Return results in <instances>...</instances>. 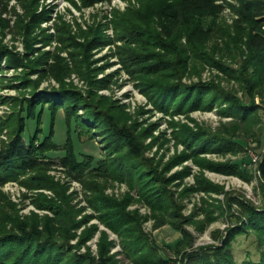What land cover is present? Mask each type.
<instances>
[{
  "label": "trees",
  "instance_id": "obj_1",
  "mask_svg": "<svg viewBox=\"0 0 264 264\" xmlns=\"http://www.w3.org/2000/svg\"><path fill=\"white\" fill-rule=\"evenodd\" d=\"M19 1L30 19L25 21V18L19 17L11 31L25 37L26 61L9 50L0 38V71L3 59L8 67L26 68L15 77L19 81L15 87L24 88L22 96L13 99L11 115L0 117V135L4 129L8 132V140L0 139V186L29 174L20 180L21 183L29 188L53 189L59 200L40 194L35 200L36 205L50 210L53 217L32 214L21 218L15 205L0 190V264H117L110 254L113 242L108 240L105 231L100 233L95 255L86 246L98 230L96 224L86 225L94 217L121 237L125 255L131 259V264H168L170 261L162 256L159 246L144 232L139 214L127 211L132 196L128 194L122 200L112 198L104 194L103 186L95 178H112L126 182L130 189L137 188L139 201L152 210L154 230L167 224L180 230L183 236L174 249L182 254L181 264H264V153L257 167L260 204L237 199L239 211L236 214L230 212L236 224L228 229L221 246L209 245L185 251V247L193 241L185 223L192 221L198 225L200 222L183 216L182 205L170 185L176 179H183L189 169L185 167L170 176L166 175L171 167L190 158L202 168L250 180L252 174L243 168V164L251 162V159L246 160L249 156L240 163H217L201 155L235 152L243 146L242 142L235 140L241 137L238 131L246 125L247 131L253 129L251 121L260 108L251 97L258 88L264 87V0H234L236 4L228 0H138V8L113 13L115 36L124 41L116 50L122 67L137 81V86L156 109L186 112L196 108L211 109L214 104L226 103L221 113L239 119L228 127L229 136L202 127L193 130L187 125L173 123L174 127H178L173 137L176 143L184 144V150L162 169L145 155L148 146L143 139L152 134L155 124L139 130L137 122L127 123L123 106L94 91L107 86L111 78L110 75L98 79L97 74L103 67L95 66L96 60L92 59L94 49L109 43L101 26H90L88 30L79 27L75 33L71 25L62 20L55 26V38L68 49L73 70L89 83L90 90L83 95L64 82L65 75L72 70L64 58L57 56L55 64L47 66L48 52L39 56L33 54L37 41L47 44L52 38L44 28L36 32L39 23L48 18L50 10L37 13L38 0ZM105 1L81 0L83 6L89 7ZM8 5L9 0H0L2 36L7 28L9 31L11 28L10 20L4 16L12 12ZM227 7H231L237 15L232 28L221 19V13ZM30 53L31 57L28 56ZM189 63H192L196 73L206 64L217 66L229 79L239 82L246 98L240 99L233 91L225 90L216 82H182L181 76L187 71ZM33 73H39L37 80L30 78ZM46 77H53L60 87L39 90L41 80ZM80 106L84 108L83 114L78 112ZM46 109L50 113V123L45 131L42 116ZM61 109L67 127L63 145L65 154L61 159L70 174L92 191L88 200L96 211L95 215L84 214L77 218L84 208H75L70 202L71 197L52 184L45 174L48 161L43 158L50 157L48 153L59 149L54 140V122ZM30 120L35 121V127L27 137L24 134ZM74 131H77L78 138L85 131L88 141L94 139L95 132L102 137L106 154L97 160L96 166L92 155L78 159L72 136ZM167 141L163 138L161 143ZM197 183L198 188L205 191L219 189L203 175L197 177ZM192 189L185 188L181 195ZM231 200L236 198L230 199L232 205ZM223 207L220 206L222 211ZM82 226L84 229L77 235L76 229ZM242 233L255 235L257 258H250V254L241 261L234 258L231 242ZM76 237L77 242L72 243L71 240ZM82 247H85V252H81Z\"/></svg>",
  "mask_w": 264,
  "mask_h": 264
},
{
  "label": "rangeland",
  "instance_id": "obj_2",
  "mask_svg": "<svg viewBox=\"0 0 264 264\" xmlns=\"http://www.w3.org/2000/svg\"><path fill=\"white\" fill-rule=\"evenodd\" d=\"M31 1V0H27ZM232 4H236L234 0H228ZM140 3L138 0H106L105 2L95 4L93 6H83L81 0H38L36 5V12H43L45 9L50 10L48 18L43 19L39 23V28L36 32H40L41 28L45 29L47 34L51 35V40L47 44L40 41L34 44L36 51L34 56H39L42 52H48L47 66L55 62L56 57H62L67 62L70 69L64 77L66 85L73 89L79 90L83 95L88 94L90 90L89 83L79 73L73 70V62L69 58V51L64 48L61 43L57 41L56 24L59 20L71 25L72 31L75 33L80 27L83 30H88L89 27L101 26L103 33L109 43L102 47H98L92 51V59L96 60L95 66L103 67L97 74L98 79H104L111 75L110 81L107 86L95 88L94 91L103 98L113 100L116 104L123 106L124 112L127 114V123L133 124L137 122V128H149L152 124L155 127L152 129V134L143 139L147 149L145 155L152 158L162 169L164 165L169 162L176 154L184 150L183 143H176L173 137L175 130L172 124H184L197 130L202 127L214 133H221L224 136H229L227 131L230 124L239 121L238 118L230 115L223 114L221 110L226 107V103L214 104L211 109L196 108L186 112H163L156 109L150 100L137 86V81L123 69L119 57L116 53L117 46H121L124 41L117 39L113 27V13L115 11L125 12L129 8H138ZM8 8L12 10L11 13L5 14L10 21L9 28L6 29L2 36L0 29V38L2 43L7 46L9 50L17 56L24 58L26 61L25 37L22 34L12 32L15 22L19 17L25 18V21L30 19V16L25 11L23 3L19 0H9ZM237 18L236 13L231 7H227L221 13V19L228 24L231 28L233 21ZM61 22V21H60ZM45 33V34H46ZM62 48V49H61ZM29 57L32 53L28 54ZM55 64V63H54ZM46 66V67H47ZM45 67V66H44ZM0 71V117L6 118L13 112V99L22 96L24 88L15 87L19 81L15 78L21 74L26 68L23 66L14 68L8 67L5 59L1 62ZM50 76V75H49ZM30 78L37 80L39 73H33ZM17 80V81H16ZM182 82L192 84L197 82H216L219 83L225 90L233 91L240 99H245L246 96L240 87L239 82L235 79H229L227 75L215 65L206 64L199 73L193 70L192 63H189L187 71L181 76ZM60 83L53 77H46L41 80L39 90L59 88ZM27 92V91H25ZM251 99L260 108L255 119L251 122L252 130H248L247 125L243 124V129L238 131V138L235 140L243 143L242 147H238L237 151L221 152H208L203 153L201 156L217 163L240 161L249 156L246 160L251 162L243 164L252 175L250 180H246L239 176L229 174L220 170H212L209 168H202L197 165L192 159H186L182 163L174 165L167 172L166 175L170 176L183 168L188 167L189 173L183 179H176L170 185V188L175 192V198L181 203V213L189 220L200 222L198 225L189 221L185 223V229L192 236V244L185 247V251H195L201 247L213 245L221 246L227 237L228 229L236 224V220L231 217V213L236 214L239 211L238 200H250L256 204H260V181L259 173L257 171L258 163L264 153V87L254 93ZM78 112L84 113V108L79 107ZM43 129L45 131L49 127L50 113L46 109L43 116ZM135 121V122H134ZM94 127L93 124H90ZM35 127V121L28 122V129L25 131V136L29 137ZM75 129V125H73ZM79 130V127L77 128ZM94 130V128H92ZM66 123L64 120V112L61 109L54 122V140L59 145V149L48 153V158H43L47 163L45 174L51 179V183L62 188L64 192L71 197V204L79 209L84 208L77 218L84 214H96L95 209L90 205L89 197L92 196V191L88 189L84 182L75 178L68 171L67 166L62 162V157L65 154L63 145L66 142ZM84 130V129H81ZM247 131V132H245ZM77 132V131H76ZM73 132L75 141L76 154L79 160H82L87 155L94 156V166L100 158H104L106 152L103 145L102 137L98 133H94V139L87 140L85 131L78 138L77 133ZM163 138L168 141L162 144ZM1 140H8L7 129H4L0 135ZM260 140V142H259ZM252 157V158H251ZM203 175L213 186L219 187L218 190H208L198 188L197 177ZM29 174L21 176L19 180H10L0 186L1 192L7 199L15 205L16 210L21 218L36 214L39 217L50 216L53 213L46 208H39L35 200L38 199L40 194H43L48 199H57L58 195L53 189L49 188H29L20 180L27 178ZM86 179V178H85ZM103 186L104 194L122 200L126 195H131L132 200L127 204V211H136L139 214L141 226L145 233L160 248V253L165 256L170 262L168 264H181L182 254L176 253L175 245L182 238V232L174 229L169 224L154 230L153 223L154 217L150 207L142 201H139L137 188L130 189L126 182H121L112 178H95ZM192 187L193 189L187 193H183L185 188ZM232 205L229 203L230 199ZM224 211L220 209V206ZM231 206V209H227ZM212 218V219H211ZM96 224L98 230L95 231L93 236L87 241L86 246L95 255L97 253L98 243L101 231H105L108 240L113 242L110 248V254L117 260V264H131V259L125 255L122 246L121 237L104 226L99 222L96 217L91 218L87 222V226ZM197 226H202L198 228ZM84 226L76 229L77 235H80ZM255 235L253 233H242L236 236L232 241V252L234 258L241 261L250 254V258H257V244ZM78 237L71 240L76 243ZM81 252H85V247H82Z\"/></svg>",
  "mask_w": 264,
  "mask_h": 264
},
{
  "label": "built area",
  "instance_id": "obj_3",
  "mask_svg": "<svg viewBox=\"0 0 264 264\" xmlns=\"http://www.w3.org/2000/svg\"><path fill=\"white\" fill-rule=\"evenodd\" d=\"M252 158V157H251Z\"/></svg>",
  "mask_w": 264,
  "mask_h": 264
}]
</instances>
